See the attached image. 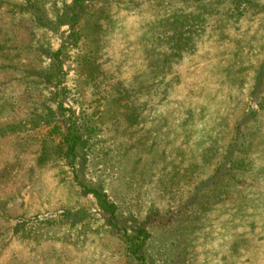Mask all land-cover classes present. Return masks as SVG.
Instances as JSON below:
<instances>
[{"label": "rangeland", "instance_id": "rangeland-1", "mask_svg": "<svg viewBox=\"0 0 264 264\" xmlns=\"http://www.w3.org/2000/svg\"><path fill=\"white\" fill-rule=\"evenodd\" d=\"M0 264H264V0H0Z\"/></svg>", "mask_w": 264, "mask_h": 264}]
</instances>
